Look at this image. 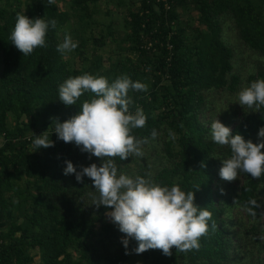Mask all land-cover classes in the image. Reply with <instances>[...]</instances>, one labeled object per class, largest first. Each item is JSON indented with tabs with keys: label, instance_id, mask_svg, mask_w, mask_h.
Here are the masks:
<instances>
[{
	"label": "trees",
	"instance_id": "trees-1",
	"mask_svg": "<svg viewBox=\"0 0 264 264\" xmlns=\"http://www.w3.org/2000/svg\"><path fill=\"white\" fill-rule=\"evenodd\" d=\"M13 1L0 4V264H32L36 254L38 264H124L138 246L131 239L125 254L124 234L106 216L110 209L92 204L99 194L89 177L81 183L74 173L64 174L66 161L80 171L92 163L99 166L100 158L89 159L74 142L51 134L54 118L63 122L91 97L86 92L70 106L58 98V86L83 73L109 82L127 75L147 85V91H129L130 111L141 108L146 116L144 127L132 129L137 139L147 138L143 156L115 157L118 171L194 191V203L212 214L198 249L173 248L171 256L149 249L139 255L149 264H243L241 256L249 252L253 264L256 242L264 252V175L254 179L239 171L240 182L221 179V160L231 153L213 142L210 125L218 116L233 134L258 142L264 108L254 112L237 101L243 87L264 79V0H103L126 8L123 30L115 36L114 20H109L99 36L78 34V62L57 51L63 27L72 16L82 31L100 24L94 13L101 0H68L69 10L48 0ZM17 13L49 22L46 47L23 56L11 44ZM107 35L113 52L104 56L83 49L88 39L93 47L102 46ZM221 100L237 103L231 108L239 115L220 111ZM45 130L54 146L34 151L32 139ZM250 199L260 205L253 209L255 216L246 208ZM235 208L251 222L234 218ZM233 224L248 227L252 246L246 247ZM258 264H264V256Z\"/></svg>",
	"mask_w": 264,
	"mask_h": 264
},
{
	"label": "clouds",
	"instance_id": "clouds-1",
	"mask_svg": "<svg viewBox=\"0 0 264 264\" xmlns=\"http://www.w3.org/2000/svg\"><path fill=\"white\" fill-rule=\"evenodd\" d=\"M55 3L56 0H48L50 5ZM50 24L53 29L56 27L54 19ZM48 29L49 22L42 17L29 18L24 13H17L9 40L23 56H27L34 49L47 46ZM77 46L78 43L66 34L63 42L57 45V51L63 55ZM130 90L147 91V85L133 81L127 75L109 82L106 77L83 73L69 76L58 86V98L66 106L77 104L86 92L92 95L83 100L80 110L70 118L63 122L54 118L51 134L55 132L57 139L65 143L74 142L81 152L89 154V159L94 155L101 160L99 166L92 163L81 166L80 171L70 160L66 161L64 174L74 173L81 183L84 176L92 180L99 194L92 204L110 209L106 216L124 234L121 239L125 254H129L131 239L138 244L132 250L137 254L159 249L165 256H171L173 248L180 252L198 249L200 238L208 233L212 214L194 203V191L185 192L176 184L171 187L161 185L144 176L133 178L119 172L114 162L115 157L127 160L130 156H143L142 145L147 143V138L137 139L132 134V129L145 126L146 116L141 108L130 111L133 103ZM237 102L243 108L261 112L264 108V79L253 80L243 87L238 92ZM217 117L210 125L212 140L218 145L228 146L231 153L230 157L221 160V179L231 182L238 178L239 171L254 179L264 175V126L259 128L258 142L254 143L239 133L233 134L232 129ZM51 134L46 130L35 134L32 139L34 151L54 146ZM157 136L153 129L151 137L155 139ZM169 136L175 139L171 130ZM204 166L202 162L201 167ZM258 207L260 205L255 199H250L246 205L252 216L256 215L253 209ZM212 227H216L215 223Z\"/></svg>",
	"mask_w": 264,
	"mask_h": 264
},
{
	"label": "rangeland",
	"instance_id": "rangeland-1",
	"mask_svg": "<svg viewBox=\"0 0 264 264\" xmlns=\"http://www.w3.org/2000/svg\"><path fill=\"white\" fill-rule=\"evenodd\" d=\"M11 4L14 3L13 0H10ZM57 5L59 8H64V9H68L70 8V4L68 0H56ZM0 4H6V0H1ZM10 4V3H8ZM10 4V6H11ZM137 2L130 4V8H134L136 6ZM97 11L94 13V16L98 18V20L101 21V23H96V24H92L91 27H89L88 30L82 31V29L79 27L78 22H76V17L72 16L71 20L68 21V23L63 27V35L61 33L60 39L63 41L64 37L66 34L70 35L71 38L73 39L74 42H81L80 37H78V34H80L81 36H85L87 37L90 34H93L95 36H99L100 31L99 29L104 28L105 29V25L104 23L109 22V20H114V22H112V27L114 28L115 31V36L118 35L117 31L119 29H122V24H123V16L126 14V8L125 9H119V7L113 5L112 3L107 4L106 2H104L103 0L99 1L97 3ZM107 8L110 9V14H106ZM123 30V29H122ZM227 34L229 35L230 33L227 32ZM93 43H91V40L88 39L85 44L83 45V49H85L86 52L91 53L92 51H96L97 53L106 56L109 52H113L114 50V42H112L110 40V36L107 35L106 36V43L103 44L102 46H97V47H93ZM80 48V47H79ZM92 48H94L92 50ZM76 49L66 53V58H69L73 61L76 60V62L79 61V58L76 57ZM80 63V62H79ZM78 64V63H77ZM251 66V65H250ZM249 66V67H250ZM233 101H236V97H232ZM230 101H223L221 100L219 102V110L223 111L226 110L227 112L230 113H234L235 115H239L237 112H235L231 107H236L238 108V104ZM232 105V106H231ZM234 116V115H233ZM0 143H1V137H0ZM240 175H238V178L233 180V182H240ZM236 211V212H235ZM232 212H235V217L234 218H239L240 220L242 219L245 223L248 222L250 223L251 220L249 221V219L247 217H245L244 211L242 209H238L235 208ZM264 219V212L262 213L261 216V220ZM234 225V229L235 228H239V231L242 233V238H244V241L246 243V247H250L253 245V239L250 238V236L252 235V233L247 229V226H237V224H233ZM264 241V235L260 238V242ZM256 246L258 247L257 249L253 248L254 251L256 252L257 255V259L253 264H258L259 258H261L262 256H264V252H260L259 253V246L256 242ZM245 247L243 246V249ZM36 251V250H35ZM33 250V252H35ZM251 255L249 254V252L247 254H242L241 259H242V263L243 264H249V259H250ZM39 263V256L36 254L34 257V261L32 262V264H38ZM124 264H149L146 260H144L142 258V256H140L137 253H131L130 257L127 259V261Z\"/></svg>",
	"mask_w": 264,
	"mask_h": 264
}]
</instances>
